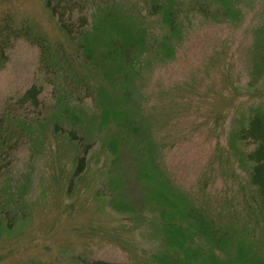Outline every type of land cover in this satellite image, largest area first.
<instances>
[{"label":"rangeland","instance_id":"rangeland-1","mask_svg":"<svg viewBox=\"0 0 264 264\" xmlns=\"http://www.w3.org/2000/svg\"><path fill=\"white\" fill-rule=\"evenodd\" d=\"M124 1L88 0L84 21L89 25L90 14L98 7L120 4L160 33L157 17L147 14L149 0ZM235 6L239 17L234 21L193 18L185 25L186 36L172 60L152 58L145 63L144 55L132 101L149 124L152 144L174 185L213 210L233 208L249 227L251 214H246L250 213L247 202L252 187L250 163L243 152L251 146L234 135L251 108L264 105V70L256 74L252 68L255 54L264 55L259 40L264 37V2L238 0ZM5 14L16 22L29 21L53 49L64 46L67 52L77 53L44 0H0V17ZM65 18L79 27L78 14ZM39 53L36 44L15 39L0 66V114L7 109L22 112L29 127L11 166L0 174V207H4L0 215L7 217L8 208L10 215L12 211L19 215L14 226L0 227V264H85L87 260L155 264L150 256L166 241L153 229L161 207L156 200L140 197L141 184L131 170L126 172L124 162L117 170L122 174L123 198L132 211L125 214L113 209L101 195L111 168L97 136L101 111L90 93L91 84H84L90 96L71 94L70 85L46 76ZM32 85L40 90L37 104L26 102L17 110L16 102ZM59 100L65 101L60 113L55 106ZM55 119L59 129L54 128ZM73 121L91 133L92 140L83 173L76 177V153L66 138ZM77 127L76 137L81 139ZM101 131L110 132L107 126ZM120 146V160H126L122 158L129 149L124 142ZM244 222L239 223L241 227Z\"/></svg>","mask_w":264,"mask_h":264},{"label":"trees","instance_id":"trees-1","mask_svg":"<svg viewBox=\"0 0 264 264\" xmlns=\"http://www.w3.org/2000/svg\"><path fill=\"white\" fill-rule=\"evenodd\" d=\"M237 1L149 0L147 14L157 17L161 28L157 33L153 27L145 25L142 16L123 6L130 12L127 13L120 4H107L98 7L93 14L90 12L93 19L87 25L82 13L89 5L88 0H44L50 14L68 34L75 51L78 50L75 54L67 52L64 46H57L54 50L46 36L37 32L27 20L16 22L9 14L0 17V66L7 59L6 48L12 40L23 38L40 49L47 77L50 75L53 81L70 85L71 94H93L101 111V121L96 125L100 130L96 129L97 136L109 157L111 168L106 177L107 186L103 188L107 192L102 189L101 195L107 198L113 209L125 214L132 211L123 198L122 174L117 170L120 164L127 163L126 172L131 170L141 184L140 197L156 200L161 207L159 220L154 221L153 229L166 241L161 242L163 248L158 253L150 256L155 264H264V105L253 106L245 124L241 123L234 135L237 140L251 146L243 152L245 160L250 163L248 182L253 193L247 202L250 213L246 216L251 214V223L247 227L243 216L233 208L213 210L174 185L163 168L158 149L152 144L154 135L149 124L138 115L136 103L132 101L135 75H139L142 68L141 58H147L145 63H150L152 58L161 62L172 60L186 36L185 25L198 17L217 22L234 21L239 17V9L235 6ZM122 3L126 2L122 0ZM72 13L79 15L77 26L80 28L66 21L65 16L69 18ZM259 40L264 47V37ZM260 43L258 47L254 46L256 51ZM255 55L253 72L258 74L261 70L262 73L264 55ZM84 84H91L90 93ZM39 92L34 85L28 88L16 102L17 110L26 102L35 106ZM63 105L65 101L55 103L58 113ZM26 118L24 113L15 109H7L0 114V174L11 166L15 150L29 132ZM56 119L53 125L59 129ZM108 119L112 121L108 123ZM106 126L110 130L108 134L101 131ZM74 127H77L75 121L67 130L66 138L76 153L73 159V175L76 177L83 173L92 140L91 133H86L82 125L77 127L81 133V139H77ZM123 142L129 149L126 158H122L126 160H120ZM8 209L7 217L0 215V227L14 226V219L19 216L15 214L17 211L10 215ZM0 210V213L4 212V207L1 206ZM240 222L245 225L241 227ZM85 264L122 263L87 260Z\"/></svg>","mask_w":264,"mask_h":264}]
</instances>
